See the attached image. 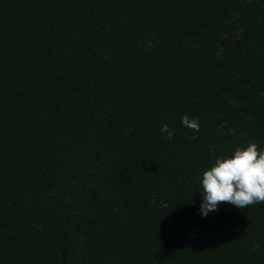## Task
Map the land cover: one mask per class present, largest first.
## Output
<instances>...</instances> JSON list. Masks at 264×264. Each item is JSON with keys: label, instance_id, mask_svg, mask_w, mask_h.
<instances>
[{"label": "trees", "instance_id": "obj_1", "mask_svg": "<svg viewBox=\"0 0 264 264\" xmlns=\"http://www.w3.org/2000/svg\"><path fill=\"white\" fill-rule=\"evenodd\" d=\"M250 142L264 0H0V264H264V204L200 213Z\"/></svg>", "mask_w": 264, "mask_h": 264}, {"label": "clouds", "instance_id": "obj_2", "mask_svg": "<svg viewBox=\"0 0 264 264\" xmlns=\"http://www.w3.org/2000/svg\"><path fill=\"white\" fill-rule=\"evenodd\" d=\"M182 125L199 131V121L184 115ZM167 138L174 137V131L167 124L161 126ZM201 179L202 203L200 213L207 216L220 203H230L244 209L253 204H264V150L254 142L238 147L233 154L217 157L214 164L206 169Z\"/></svg>", "mask_w": 264, "mask_h": 264}]
</instances>
